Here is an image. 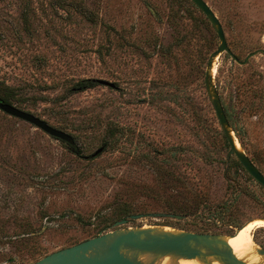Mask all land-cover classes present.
<instances>
[{"label":"rangeland","instance_id":"1","mask_svg":"<svg viewBox=\"0 0 264 264\" xmlns=\"http://www.w3.org/2000/svg\"><path fill=\"white\" fill-rule=\"evenodd\" d=\"M205 2L240 60L264 50V0ZM218 44L190 0H0V96L71 136L0 110V264H32L109 231L222 237L264 218V188L228 153L205 86ZM215 62L242 145L233 135L264 174V53ZM83 79L114 86L80 89ZM253 239L264 249V227Z\"/></svg>","mask_w":264,"mask_h":264},{"label":"water","instance_id":"2","mask_svg":"<svg viewBox=\"0 0 264 264\" xmlns=\"http://www.w3.org/2000/svg\"><path fill=\"white\" fill-rule=\"evenodd\" d=\"M207 18L217 34L219 44L210 52L206 68H205V86L208 91L210 101L215 111L220 128L229 144V154H233L239 161L244 170L264 188V174L257 165L245 153V151L235 143V135H233L232 127L227 120L223 110L217 88L213 82L212 67L216 58L221 53H226L231 58V64H246L248 59L258 52L264 53L263 49H257L248 53L244 59L240 60L228 47L222 25L213 12L211 7L205 0H190ZM97 83L114 86L113 82L105 79H96ZM0 110L4 113L31 123L35 127L41 129L50 136L64 141L70 142L71 136L63 130L48 124L45 120L35 116L34 114L16 107L15 105L5 102L0 98ZM101 151L96 150L93 155ZM143 214H131L129 218H139ZM264 219V218H263ZM126 223V218L117 222V224ZM119 231V230H115ZM112 232V231H109ZM109 232L87 238L76 244L51 252L32 264H142L133 261L120 253V247L126 245L136 249L145 251H153L157 253L174 252L181 256L192 257L199 253L197 247L202 246L208 252L216 256L225 264H247L237 258L232 250L225 242L220 240L221 236L200 233L192 231H181L180 233H158L153 234L149 230H128L122 231L109 243L106 244V237ZM143 235V236H142ZM99 247H104L103 253L96 252ZM92 252V253H91ZM257 252L264 256V249L258 248Z\"/></svg>","mask_w":264,"mask_h":264},{"label":"bare ground","instance_id":"3","mask_svg":"<svg viewBox=\"0 0 264 264\" xmlns=\"http://www.w3.org/2000/svg\"><path fill=\"white\" fill-rule=\"evenodd\" d=\"M262 40L264 41V35L262 36ZM215 71L216 62L214 61L212 74H214ZM235 143L237 146H239V143L236 139ZM260 227H264V219L256 218L244 223L232 234L220 237V240L225 242L226 245L232 250L233 254L243 262L247 264H264V256L257 252L258 246L253 239V232ZM128 230H149L153 234H176L181 232L171 228H164L162 226L147 225H144L140 228H128ZM121 232L122 230L109 232L106 237V244H109L115 238V236ZM197 248L199 253L192 257L181 256L174 252L157 253L153 251H145L126 245H122L119 250L122 255L142 264H225L216 256L211 255L206 248H203L202 246ZM104 251V247H99L96 249V252L99 254L103 253Z\"/></svg>","mask_w":264,"mask_h":264},{"label":"trees","instance_id":"4","mask_svg":"<svg viewBox=\"0 0 264 264\" xmlns=\"http://www.w3.org/2000/svg\"><path fill=\"white\" fill-rule=\"evenodd\" d=\"M94 82H96V80H94V79H83V80L79 81L76 85H77L80 89H82V88H84V87H89V86L93 85ZM0 98H1L3 101H5V102H8V101L10 100V96H8V95H6V94H4V93H1ZM226 117H227V120H228L229 123H230V118H229L228 114L226 115ZM230 125H231L233 131L235 132L237 138L239 139V141H240V143H241V145H242V142H241L240 138L238 137L237 130H235V129L233 128L232 123H230ZM224 137H225V136H224ZM225 140H226V138H225ZM226 142H227V140H226ZM227 144H228V142H227ZM228 146H229V144H228ZM236 164L238 165V167H239L240 169H243V170H244V168L241 166V164L239 163L238 160H237ZM169 207H170L173 211H179V212H186V211H187V210H185L186 208H185L184 206H178V205H175V204H170ZM122 211H123V212H122V215H124V214L132 213V212H133V209H131V208H130V209H124V210H122ZM130 215H131V214H130Z\"/></svg>","mask_w":264,"mask_h":264}]
</instances>
